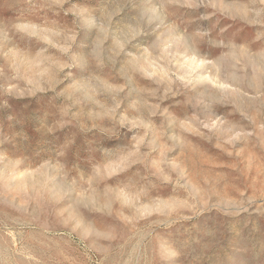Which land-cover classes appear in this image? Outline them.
Listing matches in <instances>:
<instances>
[{
  "label": "rangeland",
  "instance_id": "374dc122",
  "mask_svg": "<svg viewBox=\"0 0 264 264\" xmlns=\"http://www.w3.org/2000/svg\"><path fill=\"white\" fill-rule=\"evenodd\" d=\"M0 264H264V0H0Z\"/></svg>",
  "mask_w": 264,
  "mask_h": 264
}]
</instances>
